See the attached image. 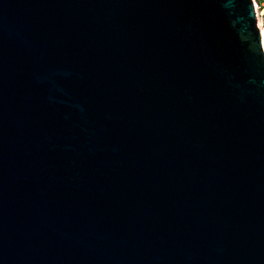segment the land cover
<instances>
[{
  "label": "water",
  "instance_id": "water-1",
  "mask_svg": "<svg viewBox=\"0 0 264 264\" xmlns=\"http://www.w3.org/2000/svg\"><path fill=\"white\" fill-rule=\"evenodd\" d=\"M0 264H264L253 0H0Z\"/></svg>",
  "mask_w": 264,
  "mask_h": 264
},
{
  "label": "rangeland",
  "instance_id": "rangeland-1",
  "mask_svg": "<svg viewBox=\"0 0 264 264\" xmlns=\"http://www.w3.org/2000/svg\"><path fill=\"white\" fill-rule=\"evenodd\" d=\"M261 9L260 8H258L257 9V23H258V25L260 26V27H262L263 26V24H264V12H261L260 11Z\"/></svg>",
  "mask_w": 264,
  "mask_h": 264
},
{
  "label": "built area",
  "instance_id": "built-area-1",
  "mask_svg": "<svg viewBox=\"0 0 264 264\" xmlns=\"http://www.w3.org/2000/svg\"><path fill=\"white\" fill-rule=\"evenodd\" d=\"M254 1V6L255 10L257 12V9L260 8L261 12H264V0H253Z\"/></svg>",
  "mask_w": 264,
  "mask_h": 264
},
{
  "label": "bare ground",
  "instance_id": "bare-ground-1",
  "mask_svg": "<svg viewBox=\"0 0 264 264\" xmlns=\"http://www.w3.org/2000/svg\"><path fill=\"white\" fill-rule=\"evenodd\" d=\"M263 27V26H262ZM262 27H261V29H262Z\"/></svg>",
  "mask_w": 264,
  "mask_h": 264
}]
</instances>
